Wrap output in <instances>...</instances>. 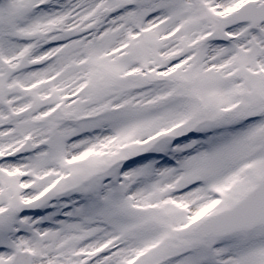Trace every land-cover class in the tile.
Here are the masks:
<instances>
[{
    "label": "snow or ice",
    "instance_id": "6c2138e0",
    "mask_svg": "<svg viewBox=\"0 0 264 264\" xmlns=\"http://www.w3.org/2000/svg\"><path fill=\"white\" fill-rule=\"evenodd\" d=\"M0 264H264V0H0Z\"/></svg>",
    "mask_w": 264,
    "mask_h": 264
}]
</instances>
